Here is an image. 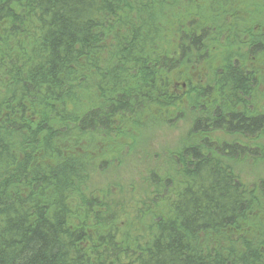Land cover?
Segmentation results:
<instances>
[{
  "label": "trees",
  "instance_id": "16d2710c",
  "mask_svg": "<svg viewBox=\"0 0 264 264\" xmlns=\"http://www.w3.org/2000/svg\"><path fill=\"white\" fill-rule=\"evenodd\" d=\"M263 58L258 0H0V264H264Z\"/></svg>",
  "mask_w": 264,
  "mask_h": 264
},
{
  "label": "rangeland",
  "instance_id": "374dc122",
  "mask_svg": "<svg viewBox=\"0 0 264 264\" xmlns=\"http://www.w3.org/2000/svg\"><path fill=\"white\" fill-rule=\"evenodd\" d=\"M258 2L260 4H262V9L264 11V0H258ZM256 12V10H251L250 14L253 15ZM259 12V10H258ZM256 28H254V31L259 32L257 30H255ZM263 29V28H261ZM260 29V30H261ZM256 35L259 33H255ZM263 66H262V70H261V76L259 78V82L260 84L257 85V89L254 93V96L250 99V103H249V108L251 110H256L259 112H263L264 111V58H263ZM185 126L180 125L177 128H175V131L171 132V135L173 137H175L178 133H180L182 127ZM221 137V140H232L234 138H239L242 142H248L249 144H253V142L251 141H246L245 139H243L242 137H240V135L238 136H233V135H228L227 134H220L219 135ZM257 142H261V144L259 145V150L260 152H257V155L255 156V160H251V165H245L243 164L242 168H241V173L245 174L246 176L248 175H252V174H260V175H264V159H258V158H263L264 157V137H260L259 140H256ZM171 146V145H170Z\"/></svg>",
  "mask_w": 264,
  "mask_h": 264
},
{
  "label": "bare ground",
  "instance_id": "6f19581e",
  "mask_svg": "<svg viewBox=\"0 0 264 264\" xmlns=\"http://www.w3.org/2000/svg\"><path fill=\"white\" fill-rule=\"evenodd\" d=\"M254 138H255V137H254ZM257 138H258V137H257ZM257 138H256V139H257Z\"/></svg>",
  "mask_w": 264,
  "mask_h": 264
}]
</instances>
